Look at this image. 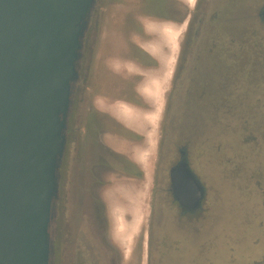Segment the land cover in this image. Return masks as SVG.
Here are the masks:
<instances>
[{
    "label": "flooded vegetation",
    "instance_id": "obj_1",
    "mask_svg": "<svg viewBox=\"0 0 264 264\" xmlns=\"http://www.w3.org/2000/svg\"><path fill=\"white\" fill-rule=\"evenodd\" d=\"M209 1L194 0L190 5L187 0H96L72 87L58 198L49 229L50 264L125 263L109 208L119 188L128 191L133 184L151 181L146 249L158 255L156 264L166 260L163 252H178L184 233L196 234L200 217L212 212L213 192L221 181L218 172L222 171L224 184L229 181L230 141L226 129L210 126L209 115L196 109L194 102L209 93L207 82L198 77L207 72L216 45L233 36L224 25L244 20L245 27V10L240 19L236 13L240 4L256 0ZM258 2L255 18L261 23L264 9ZM167 24H185V34L172 78L160 96L164 107L154 124L156 145L149 154L153 157L147 154L142 160L138 155L149 153L151 134L145 116L155 108L145 93L146 76L161 73L146 44H158L156 32ZM175 99L183 107L173 115ZM219 150L227 152L223 167L214 159ZM208 162L210 167L205 166ZM181 164L202 192L195 207L179 203L173 192L171 172ZM259 203L264 209L263 195Z\"/></svg>",
    "mask_w": 264,
    "mask_h": 264
},
{
    "label": "water",
    "instance_id": "obj_2",
    "mask_svg": "<svg viewBox=\"0 0 264 264\" xmlns=\"http://www.w3.org/2000/svg\"><path fill=\"white\" fill-rule=\"evenodd\" d=\"M96 0H0V264H50L73 84ZM179 203L199 184L171 172Z\"/></svg>",
    "mask_w": 264,
    "mask_h": 264
},
{
    "label": "rangeland",
    "instance_id": "obj_3",
    "mask_svg": "<svg viewBox=\"0 0 264 264\" xmlns=\"http://www.w3.org/2000/svg\"><path fill=\"white\" fill-rule=\"evenodd\" d=\"M208 3H210L209 0ZM261 3L264 9V0H261ZM259 5L258 0L247 2L245 6L240 4L242 9L236 13V19H240L239 17H242L245 10V27L242 24L244 20L227 22L224 25L225 31L233 36L230 40L224 39L225 43L221 42L216 45L214 55L208 60L207 72L201 73L202 75L198 77L199 80L204 79L207 82L206 89L209 93L206 92L203 100L194 102L196 109L209 115L210 126H215V129H226L228 132V136L225 137H229L230 141L229 181L224 184L222 171L218 172L217 175L220 176L221 181L213 192L214 207L212 212L205 217V221L203 220L205 224L202 233L193 234L189 230L185 232L186 236L180 239L181 246L178 252L172 253L168 250L163 252L166 260L162 264H252L258 260H264V209H260L259 192L257 191L256 196L253 186L255 180L258 179L256 174L259 171L264 172V163L259 159V164L252 167L244 162V155L248 156L244 142L247 123L254 124V127L257 124L259 130L261 118H264L262 111L264 104V21L260 23L255 18V10ZM182 25L183 30L178 35L174 49L169 43L166 44L167 41H163L162 30L156 32L158 44L156 42L146 44L155 52L153 56L157 59L161 69L160 77L154 74L146 78L161 82L165 81V76L169 73L167 82L164 83L165 88L172 78L178 48L185 34V24ZM182 25L167 24L164 29L177 31V27H182ZM243 28L245 32L242 34ZM170 59H172L171 64H169ZM181 106L183 107V103L175 99L173 115L174 111L180 110ZM163 107L164 97L158 103L157 119L161 116ZM172 126L177 127V125ZM154 127L155 125L150 126L151 134L147 149L149 152L147 156L151 158L153 155L149 154L153 152L157 136V129ZM251 127L256 130L253 126ZM223 137L224 135L220 136L222 140ZM233 145H237L238 150L235 147L232 148ZM235 150L240 153L238 159L231 157ZM226 153L222 150L214 153V159H218L220 167H223V154ZM209 158L207 155L205 160ZM236 163L242 165L240 170L243 173L232 176L231 168ZM205 166L210 167L209 162L205 163ZM257 169H259L258 172L255 171ZM243 170L249 171L246 173ZM251 180L253 184L250 183ZM150 187L151 181L148 179L144 183L131 185L128 191L119 188L118 191L113 192V196L117 197L109 205L112 228L123 250V256H125L123 257L124 264L157 263L158 255L146 249L151 206ZM62 190L64 189L61 188ZM203 237L210 238L209 244L205 247L200 244L205 242L201 241Z\"/></svg>",
    "mask_w": 264,
    "mask_h": 264
},
{
    "label": "trees",
    "instance_id": "obj_4",
    "mask_svg": "<svg viewBox=\"0 0 264 264\" xmlns=\"http://www.w3.org/2000/svg\"><path fill=\"white\" fill-rule=\"evenodd\" d=\"M263 114H264V104H263ZM253 119V118H252ZM262 120L260 121V129H257V124H255L256 127H254V124H251L250 122L247 123L248 128H246V133H245V151L247 152L248 156L246 157L244 155V162L247 165H251L252 167L259 164L258 160L261 159L262 163H264V118H261ZM253 121V120H252ZM251 126H253L254 128H256V130H254ZM235 147L237 148V145H233L232 148ZM238 150V148H237ZM239 152L235 150V152H232L231 157L233 158H237L239 157ZM242 165H239V163H236V165H234L231 168V173L232 176H234L235 174H241L243 173L240 169H241ZM261 170V169H260ZM244 171V170H243ZM249 170L244 171L246 173H248ZM255 171H259V169L255 170ZM256 174V173H253ZM258 179L255 180V184H253V181L251 182V184H253L255 191L259 192V196L262 197V195L264 196V179H262L264 177V172L259 171L258 174H256ZM253 177V175L251 176ZM263 193V194H262ZM256 196H257V192H256ZM243 200V198H241ZM243 205V203H242ZM205 215L204 217H200L199 219V226L197 228V233L200 235L203 231V227L205 224ZM204 220V221H203ZM202 221L204 223H202ZM204 238V237H203ZM210 238H204L201 241H205V242H201L200 244L203 245L204 247L207 246L209 244ZM252 264H264V260H258L256 262H253Z\"/></svg>",
    "mask_w": 264,
    "mask_h": 264
},
{
    "label": "bare ground",
    "instance_id": "obj_5",
    "mask_svg": "<svg viewBox=\"0 0 264 264\" xmlns=\"http://www.w3.org/2000/svg\"><path fill=\"white\" fill-rule=\"evenodd\" d=\"M188 1V4H190V5H192L193 4V2H194V0H187ZM178 29H177V31H172V30H167V29H164V28H161V30L163 31L162 32V34H161V36H162V39H163V41L164 42H166V44L167 43H169L171 46H172V48L174 49L175 48V45H176V41H177V38H178V35L182 32V28H183V25H182V27H177ZM180 28V29H179ZM160 30V31H161ZM163 42V43H164ZM168 44V45H169ZM169 45V46H170ZM149 51H151L152 52V54L154 53L155 54V52H153L152 51V49H148ZM170 50V49H169ZM171 51H172V49H171ZM162 52V51H161ZM156 54H157V52H156ZM160 54V53H159ZM172 54V53H171ZM170 54V55H171ZM163 55V54H162ZM169 55V54H168ZM159 57V56H158ZM171 57V56H170ZM169 57V58H170ZM167 59H168V57H167ZM166 59V61H168ZM172 63V59H170L169 60V64H171ZM164 64H165V59H164ZM170 67V66H169ZM168 67V68H169ZM168 76H169V73L165 76V81L163 82V81H154L153 79H150V78H147L146 79V83H145V93H146V95L150 98H152V100H153V102L155 103L154 105H155V108L151 111V112H148L147 114H146V121L150 124V125H152V126H154V124L157 122V115H158V103H159V101H160V96H161V94L163 93V91H164V89H165V86H164V83H166L167 82V78H168ZM163 82V83H162ZM164 86V87H163ZM123 112V114L124 115H126V114H129L130 112L129 111H124V110H122ZM123 114H121V116L123 115ZM127 116V115H126ZM127 117H131V116H127ZM129 119V118H128ZM129 120H131V119H129ZM149 137H150V135H149ZM138 154V153H137ZM148 153L146 152V153H141V151H140V155H138V157L140 158L141 157V159L142 160H144L145 158H146V155H147ZM118 231H120V229L118 230ZM120 233V232H119Z\"/></svg>",
    "mask_w": 264,
    "mask_h": 264
}]
</instances>
